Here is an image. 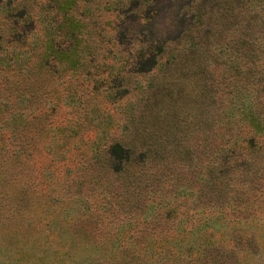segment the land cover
I'll use <instances>...</instances> for the list:
<instances>
[{"label":"trees","instance_id":"obj_1","mask_svg":"<svg viewBox=\"0 0 264 264\" xmlns=\"http://www.w3.org/2000/svg\"><path fill=\"white\" fill-rule=\"evenodd\" d=\"M149 1L156 8L159 1L172 3ZM61 2L65 8L67 1ZM0 8L5 9V3L0 2ZM5 14L0 10V47L19 22ZM153 15H146V42L134 43L129 69L114 62L119 48L111 45L106 50L114 58L102 59V75L92 77L86 75L93 66L87 56L98 46L74 29L83 23L65 12L51 15L53 31H46L43 49L24 63L22 75H0V168L28 166L23 162L37 149L38 135L48 133L52 141L60 139L52 169L65 167L70 185L83 182L95 188L91 195L69 189L66 203L72 204L66 210L74 209V220L90 228L100 207L106 210L103 216L119 217L120 227L143 222L140 231L155 232L145 236L150 253L165 248L209 253L214 243L208 220L234 218L226 213L228 205V211H239L252 201L254 197L242 195L243 182L254 179L263 165L264 0H180L163 29L153 26ZM66 37L70 43H64ZM112 37L118 39L116 33ZM14 48L4 46L6 51ZM17 59L14 53L12 69ZM58 69H70L71 75H50ZM159 70L165 75H155ZM144 71L150 74L147 79L137 75ZM78 75L90 83L86 95L77 99L69 89L71 77ZM58 76L60 86H55L52 81ZM36 77L45 80L44 87L32 82ZM94 94L100 95L99 104L91 103ZM41 100L50 107L19 106ZM76 101L83 107L75 116L62 120L51 115L54 107ZM84 121L88 141L79 132ZM189 125L198 141L182 143ZM180 157L188 161L192 180L178 174ZM253 181L251 187L259 186ZM198 209L220 211L196 214ZM168 230L171 234L166 235ZM195 232V237L186 236ZM75 243L72 237L70 245Z\"/></svg>","mask_w":264,"mask_h":264},{"label":"rangeland","instance_id":"obj_2","mask_svg":"<svg viewBox=\"0 0 264 264\" xmlns=\"http://www.w3.org/2000/svg\"><path fill=\"white\" fill-rule=\"evenodd\" d=\"M61 1L63 0H0L6 5L5 9L0 8V10H6L10 19L19 20L18 26L16 25V28L10 32L8 41L2 43L0 47L2 55L0 75H22L24 63L37 55L38 50L43 49L46 31L49 33L53 31L48 24L51 15L61 14V12H65L66 16L70 15L72 20L83 23V26H75L74 29H79L89 35L92 45L98 46L87 56L93 66L87 68L86 75L91 77L102 75L104 69L99 66L102 59L106 61L114 58L106 50L111 45L114 49L119 48L117 52L120 56L115 57L114 62L122 65L123 69H129L134 43L138 41L137 39L146 42L144 40L146 29L150 26L146 15L154 14L153 18L150 17V20H153V26L161 29L168 27L169 12L176 9L180 0H172V3L166 6L159 1L160 6L157 8L149 0H66L65 8L59 6ZM8 7L12 8L8 9ZM139 15H143V18L138 20ZM174 28V26L170 27V29ZM115 33L118 39L112 37ZM66 38L63 39L64 43H70V38ZM5 45L8 48L10 46L15 48L12 52L6 51L4 50ZM14 53L17 54L16 65H18L12 69L10 64L13 62ZM173 66H175L174 63L170 62L171 70L174 69ZM68 73L70 74V69H58L55 73L50 72V75L62 76ZM137 75L147 79L150 74L144 71ZM155 75H165V73L159 70ZM61 76H58L56 81H52L55 86H60L59 79L61 78L59 77ZM75 77H71L69 91L73 92V98L78 99L81 95L82 97L86 95L89 88L87 83L90 81L86 76ZM32 82L41 87L45 84V80L38 77ZM45 87V91L49 93V87ZM98 88L100 84L97 85ZM94 97L91 103L99 104L100 95L94 94ZM61 99L64 101L66 98ZM24 102H20L19 106L50 107V103L46 100L38 103L25 104ZM78 104L77 101L71 105L60 104L50 113L51 115L57 114L63 120L69 115L75 116L79 109L81 110L82 104L80 107ZM87 124L84 121L79 127V132L84 133L83 137L86 141L90 139L85 134L88 130ZM190 127L191 125L187 126V133L181 136L183 137V139L180 138L182 143L198 141ZM68 140L71 141L72 138ZM56 143H60V139L56 138L52 141L48 133L42 132L38 135L37 149L23 162L28 163V166L31 163V168L28 166L19 170L16 167L0 168V264H264V184L262 188L260 187L261 181H264L262 178L264 152L262 154L263 165L253 173V178L259 179L243 182L242 195L254 197L253 200L239 211H228V205L226 213L234 218L226 215L227 218L213 216L208 220V230H212L210 237L214 243L209 253L189 252L188 249L171 251L170 248H165L160 254H156L153 251L151 253L146 251L145 236H154L156 233L140 231L143 222L122 223L120 227L119 217L108 214L103 216L101 213H105L106 210L103 211L100 207L97 208V219L92 221L90 228H87L84 223H79V218L74 220V209L66 210L67 205L72 204L66 203L67 200L69 201L66 197L69 189L73 191L76 188L91 195L95 193V188L85 187L83 182L79 185H70L68 182L71 176L65 167L52 169L58 157L55 154ZM63 147L62 151H64ZM189 148L193 149L194 144ZM65 151L68 152V150ZM67 152L64 156L68 155ZM187 164L188 161L180 157L176 170L182 177L192 180L191 169ZM259 171H262V175L258 174ZM250 176L251 174L247 173L246 179ZM83 177L81 173L79 179L82 180ZM252 181L259 186L251 187ZM251 189L254 193H250ZM74 205L79 207L78 201ZM198 210L196 214L220 211ZM222 211L225 212V209ZM235 217L239 219L236 220ZM132 221L134 222V219ZM84 226L86 227L82 230ZM165 234H171L170 230ZM187 235L188 237L197 236L196 232ZM72 237L76 242L74 245H70Z\"/></svg>","mask_w":264,"mask_h":264}]
</instances>
